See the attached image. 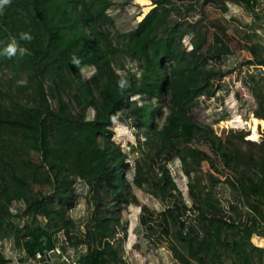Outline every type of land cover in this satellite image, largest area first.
<instances>
[{
	"label": "trees",
	"instance_id": "1",
	"mask_svg": "<svg viewBox=\"0 0 264 264\" xmlns=\"http://www.w3.org/2000/svg\"><path fill=\"white\" fill-rule=\"evenodd\" d=\"M149 1L161 4L116 37L109 12L120 3L114 0H10L0 12V240L13 237L22 249L42 226L51 240L65 232L75 249L90 244L74 264H124L111 239L128 238V222L123 224L114 210L138 202L132 193L136 187L170 201L158 225L181 246L185 264H264V249L252 243L256 226L264 222V140L255 142L264 134V123L250 135L231 131L222 140L194 119L202 103L223 90L230 72L192 57L181 36L156 44L152 34L159 23L190 7L177 11L162 0ZM217 1L223 15L233 3L262 20L252 0ZM128 4L122 0L120 5ZM197 24L202 29L190 41L196 51L211 28L229 31L224 20L211 19L204 9ZM13 40L17 52L9 56L4 49ZM241 43L250 60L237 97L250 95L251 114L264 122V49L247 38ZM116 122L135 134L137 144L129 146L138 156L133 163L113 142ZM201 156L215 159L248 204L253 223L214 209L211 197L192 183L185 203L170 165L179 162L182 174H188ZM75 181L97 185L96 210L107 200L114 204L103 219L113 221L112 231L73 234L67 209L73 208ZM16 205L23 211L14 213ZM141 212L143 224L155 222ZM183 214L194 219L186 223ZM60 248L66 255L67 244ZM0 264L14 260L0 257Z\"/></svg>",
	"mask_w": 264,
	"mask_h": 264
},
{
	"label": "rangeland",
	"instance_id": "2",
	"mask_svg": "<svg viewBox=\"0 0 264 264\" xmlns=\"http://www.w3.org/2000/svg\"><path fill=\"white\" fill-rule=\"evenodd\" d=\"M114 1L120 4L122 2V0ZM162 1L164 4H169V7L174 10L182 11L190 7V11L175 13L172 19L160 22L152 34V40L156 44H162L175 36H181L185 48L192 57L205 60L210 67L223 68L230 72L225 80L223 90L214 99L203 102L201 108L193 114L194 119L202 125L211 127L215 135L222 140L231 131H243L247 135H250V131H256L258 126H262L264 122L256 115L251 114L250 95L238 99L237 89L241 86V81L245 77L248 61L250 60L241 40L247 38L259 49H264L263 19L258 20L256 14L250 13L243 6L233 3L228 5L229 12L223 15L221 2L217 0H209L210 2L206 6H204L205 0ZM120 4L109 12L117 24V31L113 32L115 37L118 33H127L133 30L138 22L142 21L154 7L161 3L154 6L149 0H129L128 6L124 9ZM203 9L211 19L224 20L229 27V31L226 33L217 28H211L207 34L206 42L200 50L196 51L191 47L190 41L202 29V26L198 25L197 22L202 21ZM179 22L180 25H177ZM187 24L191 27L186 26ZM192 27L196 28L193 29ZM250 71L254 72L255 70L251 68ZM133 72H136L135 68ZM89 76V72L85 71L83 78L88 79ZM221 120H225L223 122L230 126L236 125L240 129L223 126ZM113 130L115 134L113 142L120 146L125 153H129L130 161L133 163L138 158L136 153L129 151L130 145L137 144L133 130L117 122L114 124ZM245 139L251 141L248 136ZM263 140L264 134L261 133V138L255 142L260 143ZM170 170L177 179L185 203L189 201L188 185L192 183L204 196L209 195L211 197L214 209L223 211L227 217L234 218L238 222H254L255 217L251 213L248 204L238 197L228 179L222 175L215 159L211 156L197 158L188 169V174H182L179 162L170 165ZM73 189V208L67 209L68 220L71 225H75L71 228L73 234L83 237L91 229L112 231L113 221H104L103 219L110 216L114 204L107 200L102 208L95 209L97 185L91 186L75 181ZM132 193L138 200L136 204L128 208H120L121 210H114L123 224L128 222V238L124 239L122 235L117 234L115 239H111L124 264H185L181 246L173 239L166 237L158 225L160 214L168 209L171 204L170 201H160L136 187H133ZM23 209V205H16L13 212L20 213ZM141 209L146 210V215L154 219L155 222L143 224L140 220ZM181 219L186 223H190L194 216L183 214ZM7 240L9 238L0 240V245L2 241ZM263 240L264 222L256 226V235L253 237L252 243L264 247ZM68 242L65 232L60 233L53 240L47 238L41 226L40 233L35 234L32 242L29 243L28 241L23 249L27 255L40 253L44 249L45 251L57 249L60 251V247L67 244L65 256L74 264L82 253L88 251L90 244H86L81 250H78ZM35 245L39 248L37 252L34 251ZM0 257H5L3 251H0ZM216 264H221V262L217 260Z\"/></svg>",
	"mask_w": 264,
	"mask_h": 264
},
{
	"label": "water",
	"instance_id": "3",
	"mask_svg": "<svg viewBox=\"0 0 264 264\" xmlns=\"http://www.w3.org/2000/svg\"><path fill=\"white\" fill-rule=\"evenodd\" d=\"M24 264H73L59 250L25 255Z\"/></svg>",
	"mask_w": 264,
	"mask_h": 264
},
{
	"label": "crops",
	"instance_id": "4",
	"mask_svg": "<svg viewBox=\"0 0 264 264\" xmlns=\"http://www.w3.org/2000/svg\"><path fill=\"white\" fill-rule=\"evenodd\" d=\"M1 243L2 244L0 245V251L1 252L3 251V254H5L6 259H13L14 264H19L18 258L19 259H25V255H26L25 250L23 248L22 249L17 248L15 240L13 237L9 238V240H7V241H2ZM43 251H45V249ZM42 252H40V253H42ZM30 254H32V253H30Z\"/></svg>",
	"mask_w": 264,
	"mask_h": 264
},
{
	"label": "clouds",
	"instance_id": "5",
	"mask_svg": "<svg viewBox=\"0 0 264 264\" xmlns=\"http://www.w3.org/2000/svg\"><path fill=\"white\" fill-rule=\"evenodd\" d=\"M10 3V0H0V12L4 10V7ZM22 39H30L29 36L26 34H21ZM25 49H20L21 54H23ZM17 52V45L15 40L6 48L4 49V53L11 56L14 55Z\"/></svg>",
	"mask_w": 264,
	"mask_h": 264
},
{
	"label": "built area",
	"instance_id": "6",
	"mask_svg": "<svg viewBox=\"0 0 264 264\" xmlns=\"http://www.w3.org/2000/svg\"><path fill=\"white\" fill-rule=\"evenodd\" d=\"M253 3H256L257 12H258L259 16L261 17V19H263V21H264V0H252V4ZM262 242H264V240ZM256 246L264 249V247L262 245L256 244Z\"/></svg>",
	"mask_w": 264,
	"mask_h": 264
}]
</instances>
